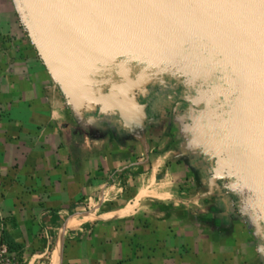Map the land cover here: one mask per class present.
<instances>
[{"label": "water", "instance_id": "95a60500", "mask_svg": "<svg viewBox=\"0 0 264 264\" xmlns=\"http://www.w3.org/2000/svg\"><path fill=\"white\" fill-rule=\"evenodd\" d=\"M11 2L65 107L96 137L115 117L147 122L139 94L173 81L183 161L197 187L225 190L264 264V0Z\"/></svg>", "mask_w": 264, "mask_h": 264}, {"label": "crops", "instance_id": "0c3cea01", "mask_svg": "<svg viewBox=\"0 0 264 264\" xmlns=\"http://www.w3.org/2000/svg\"><path fill=\"white\" fill-rule=\"evenodd\" d=\"M188 176L82 130L0 0V240L21 264H259L238 223L200 216Z\"/></svg>", "mask_w": 264, "mask_h": 264}, {"label": "flooded vegetation", "instance_id": "af4514ba", "mask_svg": "<svg viewBox=\"0 0 264 264\" xmlns=\"http://www.w3.org/2000/svg\"><path fill=\"white\" fill-rule=\"evenodd\" d=\"M172 82L168 79L165 83L157 81L149 84L147 91L139 94L137 100L146 105L145 111L149 119L147 122L138 120L132 125H125L115 117L111 119V125L101 123V129L105 141L117 146L122 145L127 153L136 156L146 153L149 156L168 154L177 170H182L193 177V169L185 164L182 152L177 147L175 127L171 120L173 109L180 101L178 93L169 85ZM81 133L82 131H79V134ZM192 185L198 190L203 202V213H200V216L206 218L221 216L230 219L233 213L227 212L223 207V202L227 198L225 190H214L212 194H208L196 186L194 179ZM204 217L200 219L203 220Z\"/></svg>", "mask_w": 264, "mask_h": 264}, {"label": "built area", "instance_id": "2783aa9c", "mask_svg": "<svg viewBox=\"0 0 264 264\" xmlns=\"http://www.w3.org/2000/svg\"><path fill=\"white\" fill-rule=\"evenodd\" d=\"M1 237V233H0ZM0 264H20L9 246L0 240Z\"/></svg>", "mask_w": 264, "mask_h": 264}, {"label": "bare ground", "instance_id": "6f19581e", "mask_svg": "<svg viewBox=\"0 0 264 264\" xmlns=\"http://www.w3.org/2000/svg\"><path fill=\"white\" fill-rule=\"evenodd\" d=\"M145 66H147V65H145ZM123 73L124 72H121V74L123 75ZM125 74V73H124ZM145 74L143 73V74H141V76L139 77V79L137 80V82H136V84L137 85H141V84H143V82L146 80L145 79ZM131 109V107L129 108V110ZM189 114H191V116H193V113H192V111H189ZM86 216L87 217H89L90 219H93V215L91 214V213H89L88 211H86Z\"/></svg>", "mask_w": 264, "mask_h": 264}, {"label": "trees", "instance_id": "16d2710c", "mask_svg": "<svg viewBox=\"0 0 264 264\" xmlns=\"http://www.w3.org/2000/svg\"><path fill=\"white\" fill-rule=\"evenodd\" d=\"M2 240L9 246L11 252L16 251L17 247H19V245H16L15 243H13L12 239L5 234L2 237Z\"/></svg>", "mask_w": 264, "mask_h": 264}, {"label": "rangeland", "instance_id": "374dc122", "mask_svg": "<svg viewBox=\"0 0 264 264\" xmlns=\"http://www.w3.org/2000/svg\"><path fill=\"white\" fill-rule=\"evenodd\" d=\"M24 32V31H23ZM25 34V33H24ZM25 36H26V34H25ZM27 37V36H26ZM30 47H31V45H30ZM31 49H32V47H31ZM32 51H33V49H32ZM189 178H190V183L192 184L193 183V177H192V175H189L188 176ZM201 204V203H200ZM86 211H89L88 209H85ZM236 223H238V222H236ZM238 225H240L239 223H238ZM241 226V225H240ZM242 227V226H241ZM0 228H1V226H0ZM243 228V227H242ZM0 233H1V235H2V233H3V231H0ZM53 256V255H52ZM52 256H51V258H50V260L49 261H47V262H49L48 264H50L51 263V259H52ZM16 257V259L19 261V263L21 264V262H22V260H21V258H20V256H15ZM47 260V259H46ZM22 264H25V263H22Z\"/></svg>", "mask_w": 264, "mask_h": 264}]
</instances>
